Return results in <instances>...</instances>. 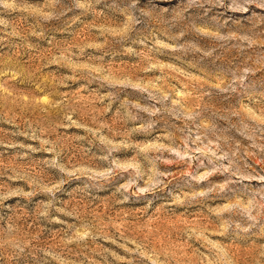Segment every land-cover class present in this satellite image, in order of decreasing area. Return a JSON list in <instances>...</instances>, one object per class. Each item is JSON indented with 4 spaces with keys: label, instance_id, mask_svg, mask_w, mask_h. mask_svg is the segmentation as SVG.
I'll use <instances>...</instances> for the list:
<instances>
[{
    "label": "rangeland",
    "instance_id": "1",
    "mask_svg": "<svg viewBox=\"0 0 264 264\" xmlns=\"http://www.w3.org/2000/svg\"><path fill=\"white\" fill-rule=\"evenodd\" d=\"M0 264H264V0H0Z\"/></svg>",
    "mask_w": 264,
    "mask_h": 264
}]
</instances>
